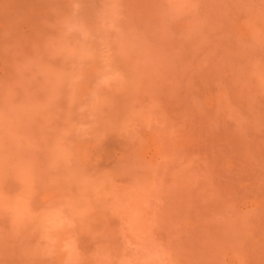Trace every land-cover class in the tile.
Returning a JSON list of instances; mask_svg holds the SVG:
<instances>
[{"label":"rangeland","instance_id":"374dc122","mask_svg":"<svg viewBox=\"0 0 264 264\" xmlns=\"http://www.w3.org/2000/svg\"><path fill=\"white\" fill-rule=\"evenodd\" d=\"M0 264H264V0H0Z\"/></svg>","mask_w":264,"mask_h":264}]
</instances>
